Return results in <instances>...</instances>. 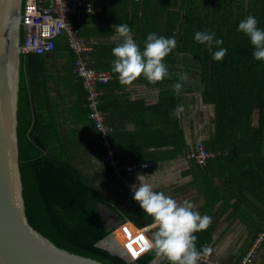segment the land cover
Here are the masks:
<instances>
[{
  "label": "trees",
  "instance_id": "16d2710c",
  "mask_svg": "<svg viewBox=\"0 0 264 264\" xmlns=\"http://www.w3.org/2000/svg\"><path fill=\"white\" fill-rule=\"evenodd\" d=\"M26 2H22V15ZM248 15H253L258 27L264 30V0H108L97 14L83 16L78 26L87 40L92 36L118 35L115 26L127 24L141 50L150 33L174 37L176 47L163 62L173 63L174 55L180 53L189 54L201 66L202 100L214 108L215 116L213 131L203 143L216 156L206 165L193 161L196 179L209 198L206 207L215 206L218 202L215 198L221 197L235 199L236 208L247 206L253 219L245 223L255 241L264 234V61L254 58L250 38L238 31L239 23ZM197 31L215 32L223 44L219 47L215 43L211 47L199 44L194 40ZM24 39L22 25L21 45ZM116 46L95 45L91 55L102 59V63L89 62L96 70L110 71L114 79H118V74L112 71L115 59L112 50ZM219 48H226L227 53L223 60L215 61L212 57ZM109 56H113L112 62H103ZM50 61L45 55L22 54L20 58L17 138L26 217L36 231L71 254L103 264H151L157 256L154 251L146 252L143 239L146 235L136 227L146 228L154 223L153 219L131 194L108 199L76 164L78 141L62 131L63 109L52 96L51 75L46 68ZM141 78L150 84L163 83ZM86 96L85 93L82 112L89 130ZM178 104L176 93L166 92L156 108L162 119H171L173 124L174 155L187 149L179 116H170ZM101 108L105 111L104 104ZM115 145L116 158L125 164ZM186 151H191L190 147ZM108 171V180L117 190L112 171L110 168ZM218 179L224 181V191L216 187ZM103 207L120 220L131 222L117 232L130 255L138 257L146 253L127 263L96 246L111 233L101 215ZM208 229L194 233L197 249L210 246L212 233ZM260 249L264 250V241Z\"/></svg>",
  "mask_w": 264,
  "mask_h": 264
},
{
  "label": "crops",
  "instance_id": "0c3cea01",
  "mask_svg": "<svg viewBox=\"0 0 264 264\" xmlns=\"http://www.w3.org/2000/svg\"><path fill=\"white\" fill-rule=\"evenodd\" d=\"M85 1L94 10L89 13L91 15L97 14L108 3V0ZM89 14H79L75 18V24L78 26L79 20ZM94 27L95 25H92L93 29ZM86 42L90 44V50L84 57L92 65L102 61V59L91 55L95 52V45H119L122 38L118 35L92 36ZM54 54L55 57L46 65V68L51 75L52 96L63 109L60 117V119H64L62 131L66 135L67 133L72 134L73 139L78 141L76 164L106 194L108 199L117 198L121 195L108 180V167L97 158V153L101 150L98 135L87 130V118L82 112L83 97L86 92L82 81L74 74L75 57L64 38L58 40ZM112 60L113 56H109L103 62H112ZM182 60H191L193 65L200 67L202 71L201 66L194 61L192 56L178 53L174 55L173 63L166 64L169 75L161 85L150 84L140 77L128 86L121 85L119 79H113L103 88L102 104H104L107 114V122L115 129L112 137L116 143L115 147L126 160L125 164L154 163L153 168L130 175L133 184L139 186L138 175L148 176L146 179L153 185L154 191L164 192L165 195L171 196L178 203L188 200L194 204V211L199 212L201 216L208 215L212 218V223L208 227L209 229L207 228L211 229L212 233V241L209 246L211 253L208 256H211L214 261L228 264L237 263L248 252L255 249L252 264H264V250H259L261 244L256 245V240L253 241V233L245 223L246 220L253 219V213L247 206L240 205L236 208L237 201L235 199L226 200L221 197L215 198L218 200L215 206L206 207L209 198L199 186L194 160L187 157L188 151L186 150L188 147L194 149L198 141H204L213 131L214 119H209V123L206 125L201 118L207 110L214 118V108L205 105L202 100L201 78L200 82L198 80V83L193 85H189L187 79L184 81L178 79L179 73L189 76L188 68L185 69L182 66ZM176 83L182 84L179 94L173 87ZM166 92H175L179 98L178 106L185 107V112L179 116V124L187 149L179 155L173 153L176 151V147L173 144L171 119H162L156 109L161 102L162 95ZM191 110L194 111L197 119H190ZM215 184L223 191L224 188L226 189L223 180L218 179ZM102 210L110 216H113L114 213L104 207L100 210L103 219L107 222ZM120 228L114 232V240L109 241L108 245L113 246L111 242L117 243L116 239L119 240L117 232ZM145 229H147L146 237L151 236L152 232L156 230V225L153 223ZM123 248L125 247L123 246ZM155 260L157 264L166 261L158 257Z\"/></svg>",
  "mask_w": 264,
  "mask_h": 264
},
{
  "label": "clouds",
  "instance_id": "9594fccd",
  "mask_svg": "<svg viewBox=\"0 0 264 264\" xmlns=\"http://www.w3.org/2000/svg\"><path fill=\"white\" fill-rule=\"evenodd\" d=\"M116 33L122 42L113 48L112 71L118 74L121 85H132L140 77L151 83L162 82L169 75L168 67L163 62L175 49V38L158 36L156 33L147 35L143 50L134 40L130 27L127 24L115 26ZM238 31L250 38L255 51L253 56L258 61H264V30L258 27V21L253 15H248L238 25ZM194 40L199 44L211 47L223 44L222 39L216 38L215 32L197 31ZM227 53L226 48H219L213 54L215 61H221ZM178 79H187L185 73H179ZM179 94L181 83L173 85ZM185 112L183 105L178 106L170 116H180ZM148 176L138 175L139 186H131L133 199L140 208L151 217L156 230L151 236L143 237L146 251H154L158 258L168 261V264H198L202 257L211 253V248L204 246L197 249V237L194 233L206 230L212 223V218L194 211V204L188 200L178 203L164 192L154 191L153 185L146 179Z\"/></svg>",
  "mask_w": 264,
  "mask_h": 264
},
{
  "label": "water",
  "instance_id": "95a60500",
  "mask_svg": "<svg viewBox=\"0 0 264 264\" xmlns=\"http://www.w3.org/2000/svg\"><path fill=\"white\" fill-rule=\"evenodd\" d=\"M22 2L0 0V264H103L58 248L36 231L26 217L17 138L21 27L25 20ZM45 57L52 59L55 54H46ZM112 220L113 226L106 222L111 233L97 247L127 263L147 252L133 258L125 248L108 245L114 240V232L118 228L131 223L120 220L115 214ZM151 264H157L156 260Z\"/></svg>",
  "mask_w": 264,
  "mask_h": 264
},
{
  "label": "built area",
  "instance_id": "2783aa9c",
  "mask_svg": "<svg viewBox=\"0 0 264 264\" xmlns=\"http://www.w3.org/2000/svg\"><path fill=\"white\" fill-rule=\"evenodd\" d=\"M94 12L85 0H27L25 10V39L22 44L24 55H46L53 53L56 42L64 38L69 50L74 54V74L82 81L87 94L86 106L88 113V128L98 135L101 150L98 160L111 169L115 178L117 191L120 195L131 194L132 174L149 170L154 163L140 165L124 164L116 158L114 152V127L107 122V114L102 110L103 87L114 77L107 70H96L90 66L84 55L90 50V44L82 36L81 27L75 24L79 14ZM216 155L206 150L203 141H198L187 157L199 165H206ZM138 187V186H137ZM264 241V234L256 239V245ZM255 249L248 252L242 259L233 264H252ZM199 264H228L214 261L211 256H204Z\"/></svg>",
  "mask_w": 264,
  "mask_h": 264
},
{
  "label": "rangeland",
  "instance_id": "374dc122",
  "mask_svg": "<svg viewBox=\"0 0 264 264\" xmlns=\"http://www.w3.org/2000/svg\"><path fill=\"white\" fill-rule=\"evenodd\" d=\"M182 66H183V68H188V74H189V76H187V81H188V84L189 85H193V84H196V83H198V80H199V82H200V78H201V73H202V71H201V69H200V67H197L195 64L193 65V63H192V61L191 60H182ZM189 117H190V119H197V117H196V114L194 113V111H190V115H189ZM215 117V116H214ZM202 120H203V122H205L206 123V125L209 123V119H214V118H212V115H210V113H209V110H207L205 113H204V115L202 116V118H201ZM144 234L145 235H147L146 234V232H147V229H144ZM116 242L117 243H112L111 242V244H113V246H114V248H115V246L116 245H118V246H120V247H123L121 244H118V243H120V241L119 240H117L116 239Z\"/></svg>",
  "mask_w": 264,
  "mask_h": 264
},
{
  "label": "flooded vegetation",
  "instance_id": "af4514ba",
  "mask_svg": "<svg viewBox=\"0 0 264 264\" xmlns=\"http://www.w3.org/2000/svg\"><path fill=\"white\" fill-rule=\"evenodd\" d=\"M102 213L105 216V218H106V220L108 222V225L109 226H112L113 225V222H114V220H112V216H110L107 212H105L103 210H102Z\"/></svg>",
  "mask_w": 264,
  "mask_h": 264
},
{
  "label": "bare ground",
  "instance_id": "6f19581e",
  "mask_svg": "<svg viewBox=\"0 0 264 264\" xmlns=\"http://www.w3.org/2000/svg\"><path fill=\"white\" fill-rule=\"evenodd\" d=\"M125 225H126V224H125ZM123 226H124V225H123ZM125 250H126V249H125ZM126 251H127V250H126ZM127 252L129 253V251H127ZM129 255H130V253H129ZM131 256H132V255H131ZM139 256H140V255H139ZM139 256H138V257H139ZM132 257H133V256H132ZM133 258H137V257H133Z\"/></svg>",
  "mask_w": 264,
  "mask_h": 264
},
{
  "label": "snow or ice",
  "instance_id": "6c2138e0",
  "mask_svg": "<svg viewBox=\"0 0 264 264\" xmlns=\"http://www.w3.org/2000/svg\"><path fill=\"white\" fill-rule=\"evenodd\" d=\"M144 249H141V251H143Z\"/></svg>",
  "mask_w": 264,
  "mask_h": 264
}]
</instances>
